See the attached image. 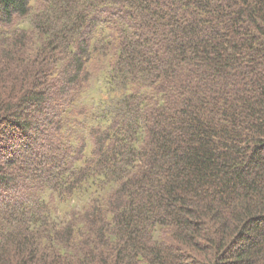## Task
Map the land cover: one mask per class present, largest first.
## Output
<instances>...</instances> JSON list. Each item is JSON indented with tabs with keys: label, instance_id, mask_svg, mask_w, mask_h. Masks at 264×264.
<instances>
[{
	"label": "trees",
	"instance_id": "16d2710c",
	"mask_svg": "<svg viewBox=\"0 0 264 264\" xmlns=\"http://www.w3.org/2000/svg\"><path fill=\"white\" fill-rule=\"evenodd\" d=\"M0 264H264V0H0Z\"/></svg>",
	"mask_w": 264,
	"mask_h": 264
},
{
	"label": "rangeland",
	"instance_id": "374dc122",
	"mask_svg": "<svg viewBox=\"0 0 264 264\" xmlns=\"http://www.w3.org/2000/svg\"><path fill=\"white\" fill-rule=\"evenodd\" d=\"M93 85V84H92ZM91 85V86H92ZM90 100H92V99H90V98H84L83 100H82V102H90ZM56 207H57V209H59V211H61L62 212V214H65V212H67V206H64L63 204H60V203H57V205H56ZM81 207V206H80ZM67 209V210H66Z\"/></svg>",
	"mask_w": 264,
	"mask_h": 264
}]
</instances>
